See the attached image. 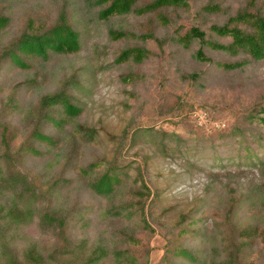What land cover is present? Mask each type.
<instances>
[{
  "label": "rangeland",
  "instance_id": "374dc122",
  "mask_svg": "<svg viewBox=\"0 0 264 264\" xmlns=\"http://www.w3.org/2000/svg\"><path fill=\"white\" fill-rule=\"evenodd\" d=\"M64 1L0 0V264H264V187L245 201L221 183L228 171L252 178L262 158L264 61L218 76L199 64V80L186 79L167 41L108 33L161 38L163 28L134 14L100 20L94 0L67 4L76 51L21 49ZM207 1L176 10L177 24L188 28ZM132 45L148 51L142 62H117ZM53 95L76 111L40 105ZM160 132L180 137L172 157ZM104 175L110 190L97 188ZM136 177L150 190L144 202Z\"/></svg>",
  "mask_w": 264,
  "mask_h": 264
},
{
  "label": "trees",
  "instance_id": "16d2710c",
  "mask_svg": "<svg viewBox=\"0 0 264 264\" xmlns=\"http://www.w3.org/2000/svg\"><path fill=\"white\" fill-rule=\"evenodd\" d=\"M199 1L202 0H94L91 5L100 6L97 17L106 22L115 16L134 14L147 17L157 27L163 28L162 31L165 32H162L161 38L157 36L156 29L135 34L119 27H109L108 33L114 39L123 38L127 34L132 35L138 38L142 44L153 39L160 48H163L167 41L171 46V57L174 62L179 65L181 71H184L186 79L192 81H198L200 78V70L197 69L199 64H204L207 67L203 71L205 76L208 74L218 76L222 73L230 74V72H235L238 75L248 63L264 61V0L207 1L196 8V12L191 16L194 17V21L188 28L184 29L183 26L178 25L177 21L181 18L180 11L188 10L192 3ZM69 2L70 0L64 1V7L51 28L42 34H24L18 44L19 47L36 55H44L46 47L61 53L76 51L80 43V32L67 22V16L70 19V16L74 15L69 11L70 5H67ZM172 10L180 11L173 12ZM5 20L6 18L1 16L0 24ZM174 26L172 32L167 33ZM12 50L13 48L7 50V53H13ZM147 52L146 48L138 45L128 46L120 51L116 61L130 60L133 63H141ZM218 54H223L226 58L218 59L216 57ZM54 102L66 104L70 113L76 111L64 97L58 95L44 98L40 105L46 107ZM259 111L264 110L260 109ZM87 129L89 135L97 133V130L89 128H84L83 131L85 132ZM33 133L36 136L45 137L38 131ZM159 135L165 142L166 153L169 151L170 157H172L176 153V149L179 148L177 142L180 137L175 134L169 136L165 132H160ZM0 137L3 143L7 144L3 133ZM256 139L257 146L261 149L262 138L257 135ZM147 158L150 159V156ZM255 165L257 169L253 170L252 178H249L250 176L239 177L235 171H228L224 175L221 183L223 186L229 185V189L225 186L229 199L239 193L243 200L250 201L257 194V190L254 193L252 188L256 189L258 185L264 187V150L262 158H259ZM228 177L237 179L236 183H229ZM110 179L108 175L102 176L97 181V188L110 190ZM134 181L138 184L135 195L144 202L149 197L150 190L141 178L136 177ZM143 202L141 206H143ZM44 215L46 218H54L48 213ZM89 259L91 260V258ZM81 264H88V261Z\"/></svg>",
  "mask_w": 264,
  "mask_h": 264
}]
</instances>
